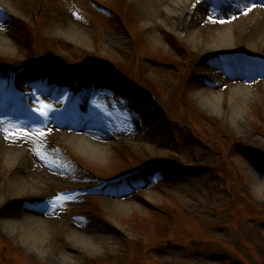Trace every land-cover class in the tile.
Masks as SVG:
<instances>
[{
	"label": "rangeland",
	"instance_id": "1",
	"mask_svg": "<svg viewBox=\"0 0 264 264\" xmlns=\"http://www.w3.org/2000/svg\"><path fill=\"white\" fill-rule=\"evenodd\" d=\"M152 1H0L13 48L0 49V264H264V74L243 115L232 95L247 80L219 89L221 106L206 101L209 59L163 25L154 44L141 19ZM192 2L208 6L194 27L205 34L216 7ZM99 93L101 107L88 102ZM81 118L110 139L105 161L66 143L92 140L69 128ZM114 194L138 207L118 215ZM29 215L47 221L42 251L24 244Z\"/></svg>",
	"mask_w": 264,
	"mask_h": 264
},
{
	"label": "bare ground",
	"instance_id": "2",
	"mask_svg": "<svg viewBox=\"0 0 264 264\" xmlns=\"http://www.w3.org/2000/svg\"><path fill=\"white\" fill-rule=\"evenodd\" d=\"M0 1L4 2V0ZM160 1L161 2L153 0L150 6L145 4L141 5L143 14L146 15L145 11L147 12L149 9H151V13H153H149V16H143L141 18L144 21L145 28L149 31V38L154 41V44H161L162 36L157 34L156 28L163 25L168 31L184 34L185 38L188 39L194 49H197L200 53L207 56L209 60L205 69L208 71L202 74L200 85L202 87H212L216 89L206 94L205 100L208 102L221 106L222 96L221 93H218V90L224 89L227 87L228 83L232 81L240 83L247 80L251 85L249 86L248 83L247 87L238 86L234 88L232 95L236 115H243V107L250 101L247 89L253 87L252 84L255 82L254 80L256 77L258 78L260 75L264 74V0H233L234 4L231 8H226L227 0H210L213 8L216 7V9L212 11V14H216L218 22L217 24L211 21L206 22L208 30H204L205 34L195 31L194 27L204 15L206 17L209 16L206 11L208 9L206 4L194 10L192 8V0ZM221 9H223L222 12L220 11ZM246 11L256 14L254 22H248L244 18V12ZM221 19L225 21L233 20L234 25L231 26L233 29L231 30ZM233 37L242 39L239 47L232 42L234 39ZM73 39L78 42L87 43L83 32H76V34L73 35ZM87 45L89 44L87 43ZM0 49L9 52L13 48L9 41L0 37ZM179 49L180 54H183L185 49L181 47H179ZM222 59L227 61L226 67L220 66V60ZM211 68L213 70H211ZM215 69L222 70L224 74H228L230 78L223 76V72H217ZM195 94L200 95L197 91ZM107 97V94L99 93L95 97H89L88 102H92L94 106L101 107V104L104 103ZM237 116L233 118L236 126L239 125L236 118ZM82 118L77 122L75 121L72 124H68L69 128L77 133H82L86 130L87 128L84 124L85 120ZM0 120H2L1 117ZM86 131L89 132L90 130L88 129ZM89 133L93 135L91 141H84L79 136H74L68 132L65 133L64 138L66 143L81 155L99 160L100 162L105 161L107 159V149L105 147L109 145L110 139L97 131H91ZM7 162L9 164L12 163L13 166L23 164V161L16 160L13 157L7 160ZM44 168L43 165V169ZM20 184L26 186L24 180H21ZM106 202L115 213L121 216H127L138 207L133 202L120 200L118 195L115 194L113 195V199L107 200ZM26 219H28L29 222L25 232L24 244L32 249L44 250V241L48 227L44 222L47 221L33 215H29ZM8 226L13 229L16 228L15 223L11 220H8ZM83 230H72L75 231V238L79 236L86 242L92 243L93 247L97 249L99 243L95 240L91 242L89 239L90 237L85 235L86 233Z\"/></svg>",
	"mask_w": 264,
	"mask_h": 264
},
{
	"label": "snow or ice",
	"instance_id": "3",
	"mask_svg": "<svg viewBox=\"0 0 264 264\" xmlns=\"http://www.w3.org/2000/svg\"><path fill=\"white\" fill-rule=\"evenodd\" d=\"M42 114L47 115V112H44V113H42Z\"/></svg>",
	"mask_w": 264,
	"mask_h": 264
}]
</instances>
